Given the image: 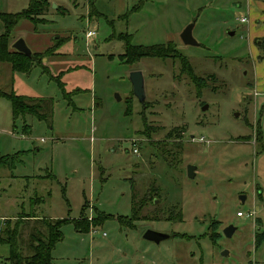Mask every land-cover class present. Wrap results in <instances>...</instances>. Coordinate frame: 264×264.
I'll use <instances>...</instances> for the list:
<instances>
[{"label": "rangeland", "instance_id": "obj_1", "mask_svg": "<svg viewBox=\"0 0 264 264\" xmlns=\"http://www.w3.org/2000/svg\"><path fill=\"white\" fill-rule=\"evenodd\" d=\"M46 1L34 17L42 24L35 30L21 20L9 49L21 39L42 53L63 38L42 63L52 76L63 72L69 97L40 67L20 74L0 64V89L50 102L48 120L14 121L0 99V156L23 154L14 170L0 167V228L28 214L70 221L53 264H264V243L254 244V234H264V0ZM30 3L0 0V14ZM191 23L198 46L180 39ZM119 34L135 46L168 45V58L123 64ZM180 58L201 86L181 70ZM134 71L144 77L145 108L132 93ZM188 166L196 168L193 179ZM132 195L144 205L135 221ZM173 208L181 222L170 216ZM97 213L110 217L94 226ZM79 219L89 231L75 230ZM34 222L19 230L24 255L31 230L41 229ZM228 226L235 228L230 237ZM147 230L181 236L155 244L143 239ZM7 255L0 246V264Z\"/></svg>", "mask_w": 264, "mask_h": 264}, {"label": "trees", "instance_id": "obj_2", "mask_svg": "<svg viewBox=\"0 0 264 264\" xmlns=\"http://www.w3.org/2000/svg\"><path fill=\"white\" fill-rule=\"evenodd\" d=\"M147 1V0H146ZM143 2L140 3L136 9H140ZM48 2L46 0H31L29 7L26 10H23L17 14H0V21L3 25V33L0 35V63H5L10 65L12 72L21 73V74H29L33 66H37L43 69L44 72H47L52 80H54L59 88L61 89L64 97H69V94L64 91L63 84L60 82V77L63 74L61 72L57 76H52L49 73V70L46 66L43 65V59L53 56L56 54V50L63 44L64 39L58 38L52 48L42 53H32L31 56L27 57L21 53L16 52L12 47L9 49V41L11 39V32L16 27V25L21 20L30 21L34 29L42 22L40 20H35V16L38 15L44 7H47ZM135 12V11H134ZM125 18V17H124ZM48 21H45V24ZM125 36L123 39L122 37ZM119 38L124 42V52L120 55L121 61L123 64L131 65L142 58H155V59H166L168 58V45L158 44V45H150L143 46L138 45L135 46L131 43V36L128 34H119ZM181 70L186 73L189 79L201 86L203 84V80L199 79L192 71L189 63L184 59L180 58ZM80 92V90H77ZM0 99H5L10 104L12 119L15 121L19 117H24L26 115H30L35 117L39 121H46L49 118V115L43 112V108L47 106L49 108V101L42 98H33V97H25L18 96L14 94L12 91L9 93L4 92L0 89ZM46 107V108H47ZM47 108V109H48ZM46 109V110H47ZM49 110V109H48ZM146 125H144L145 127ZM29 131V128L26 127ZM21 152H17L13 155L0 156V158L4 159L5 162H0V167H6L8 170H14L16 165L20 163V158L22 157ZM14 156H19L18 158ZM21 156V157H20ZM1 160V159H0ZM41 199H39L40 201ZM143 203L137 202L135 200L134 195L131 196V211L132 215L130 221H135L137 219L138 212L144 206ZM85 206V203L83 207ZM83 207L81 210V214H83ZM175 217L176 222H181V212L177 211L173 208L170 212V216ZM181 215V216H180ZM82 216V215H81ZM169 216V217H170ZM110 217V216H109ZM107 215L96 214L93 225L96 226V222L102 223L103 221L109 219ZM18 220L15 223H12L10 219L4 221L3 226L0 228V246H7L8 255L5 258L7 264H53L52 262V251L55 247L56 243L61 241L62 234L61 228L66 223L70 222L67 219L64 220H50L43 218H36L33 214L18 216ZM125 217H117V221L123 223ZM34 220V223L39 224L34 227L30 232L29 238V255H24L21 252V248H19L18 240H19V230L24 221ZM129 220V219H128ZM73 226L77 232H87L89 231L90 223L85 219H79L77 221H73ZM92 224V223H91ZM99 225V224H98ZM218 225V222H213L210 224L211 230L209 231L208 237L213 245L216 244L220 235L215 230ZM181 235L173 234L171 237H177ZM262 243H264V234L263 233H255L254 234V244L255 247H259Z\"/></svg>", "mask_w": 264, "mask_h": 264}, {"label": "water", "instance_id": "obj_3", "mask_svg": "<svg viewBox=\"0 0 264 264\" xmlns=\"http://www.w3.org/2000/svg\"><path fill=\"white\" fill-rule=\"evenodd\" d=\"M194 27V23L189 24L181 33L180 39L182 43L186 46H198L197 42H195L194 38L192 37V29ZM12 48L18 52L21 53L27 57L31 56V51L27 48L26 44L23 40L19 39L17 40ZM129 81L132 86V93L133 96L141 103L143 104L145 100V88H144V77L141 71H134L131 72L129 75ZM206 106L202 108V110H205ZM238 115L235 114V117ZM196 170L193 166H188L187 168V176L190 179L194 178V171ZM242 201H244V198H241ZM235 228L232 226H228L223 229V233L225 236L230 237L231 234L234 232ZM171 238V235L169 234H162L158 233L152 230H147L143 234V239L148 242H153L155 244H159L160 242L167 240Z\"/></svg>", "mask_w": 264, "mask_h": 264}, {"label": "built area", "instance_id": "obj_4", "mask_svg": "<svg viewBox=\"0 0 264 264\" xmlns=\"http://www.w3.org/2000/svg\"><path fill=\"white\" fill-rule=\"evenodd\" d=\"M240 22H241V23H244V22H246V20L242 18V19H240ZM93 35H94V33H92V32L87 33V37H92ZM133 152H134L135 154H138L137 149H133ZM237 216H238V217H242L243 214L238 213ZM248 216L251 217L252 214H248Z\"/></svg>", "mask_w": 264, "mask_h": 264}, {"label": "flooded vegetation", "instance_id": "obj_5", "mask_svg": "<svg viewBox=\"0 0 264 264\" xmlns=\"http://www.w3.org/2000/svg\"><path fill=\"white\" fill-rule=\"evenodd\" d=\"M141 105H142V108H145V100H144L143 104H141Z\"/></svg>", "mask_w": 264, "mask_h": 264}, {"label": "crops", "instance_id": "obj_6", "mask_svg": "<svg viewBox=\"0 0 264 264\" xmlns=\"http://www.w3.org/2000/svg\"><path fill=\"white\" fill-rule=\"evenodd\" d=\"M3 26V25H2ZM1 64V63H0ZM3 64V63H2ZM10 66V65H9ZM10 70H11V67H10ZM12 71V70H11ZM21 74V73H20ZM250 264H251V262H250Z\"/></svg>", "mask_w": 264, "mask_h": 264}]
</instances>
